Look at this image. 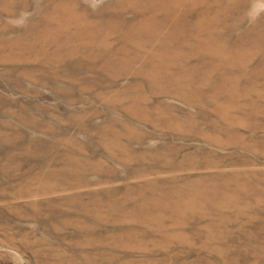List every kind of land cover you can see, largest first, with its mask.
<instances>
[{"label": "rangeland", "instance_id": "374dc122", "mask_svg": "<svg viewBox=\"0 0 264 264\" xmlns=\"http://www.w3.org/2000/svg\"><path fill=\"white\" fill-rule=\"evenodd\" d=\"M0 264H264V0H0Z\"/></svg>", "mask_w": 264, "mask_h": 264}]
</instances>
